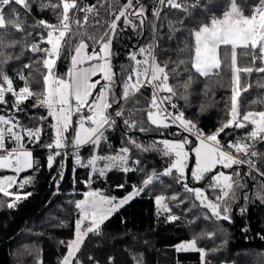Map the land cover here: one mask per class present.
Wrapping results in <instances>:
<instances>
[{
    "label": "snow or ice",
    "instance_id": "snow-or-ice-1",
    "mask_svg": "<svg viewBox=\"0 0 264 264\" xmlns=\"http://www.w3.org/2000/svg\"><path fill=\"white\" fill-rule=\"evenodd\" d=\"M33 5H36L41 12L51 10L57 22L50 23L46 19L33 17L32 23H29ZM103 7L104 2H100L98 7L95 3L91 5L83 3V0H55V2L0 0V105L4 106L0 109V113H4L0 114V170L13 173L0 178V193L4 197H13L11 202L6 203L8 209L16 208L19 202L32 195L31 192L21 195L19 192L11 191L14 187L23 190L30 183L31 178L18 182V177L36 166L33 152L26 148L25 139L27 143L41 144L42 136L47 134L42 123L26 126L17 115L24 111L21 105L33 97H35L33 107L46 109V115L41 116L40 120L50 118L48 127L52 130L51 142L41 145L49 150L47 156L49 170L57 163V157H66L67 153L62 150L69 146L66 134L70 129L74 132L71 141L74 162L77 166L90 169L89 179L86 182L89 187L93 177H104L113 169L124 172L137 170L145 172L144 168L138 167L141 161L133 158L131 147L142 152L156 150L169 159L168 166L162 172L157 173L154 169L145 172L141 186H134L133 191L123 198L106 196L95 190L85 192L83 199L76 201L74 205L79 213L75 221L74 239L60 242L66 247V254L61 264H83L78 253L81 252L89 234L101 236L102 225L113 214L139 196L146 188L161 181L162 176H171L177 183H182L185 191L192 194L195 200L199 201L200 206L211 213V217L229 223L232 222L230 215L232 203L238 199L237 189L244 187L241 183L239 166L247 165L248 171L244 173L245 176H251L255 172L256 175L264 177V171L257 167V160L253 159H264V154L255 149L258 141L264 142V110L241 112L242 93H247L251 87L248 78L254 72L264 73V0H256V3L251 4L249 14H245L238 0H226L220 14L217 15L214 9H209V14H206L204 20L194 15V11L206 7L201 0H154L151 20L147 15L145 4L140 0H135V3L134 0H126L118 14L109 4L106 11H109L114 19L105 22L108 27L97 37L87 32L86 25L89 24L90 18L97 25L100 23L96 17L99 16V9ZM165 8L185 14L178 16L176 23L185 27L191 37V43L186 46L189 55L187 59L179 61V64L185 66L184 71L188 73L181 85L183 91L179 93L177 87L169 81L173 73L177 76L180 73L176 68L169 71L168 63L158 61L155 54V46H158L156 42L159 39L157 21L161 19V13ZM21 9L23 12L20 11ZM80 13H83V17ZM121 20L123 27L120 26ZM186 20L187 24H185ZM169 27L176 30L171 21ZM129 28L138 35L151 31L153 43L141 45L135 51L129 52L131 70L122 82V92L118 96L115 91L117 82L112 64L115 56L112 45L113 40ZM16 33L20 36L16 37ZM36 36H39L38 41ZM74 39L77 43L73 45ZM86 39L93 42L90 52ZM18 46L20 48L18 53L9 51ZM65 49L73 54L70 57L68 70L60 74L58 61L61 60ZM25 52L31 55L28 56L27 63L19 65L16 69V77L23 82V86L17 88L5 67L11 61L19 60ZM241 60L243 63L240 62ZM38 65L46 71H41ZM223 68L231 72L229 82L231 96L227 112L229 118L212 133L205 134L194 120L185 117V113L179 110L178 105L173 101L178 95L180 99L188 100L189 89L196 76L203 78L220 76ZM24 69H29L27 74ZM38 76L42 77L40 91L32 88L33 83H41L37 79ZM96 76L100 79L93 81V77ZM261 80H264V77H261ZM98 85L99 91H97ZM260 86L264 87V83ZM145 88L151 89L150 102L146 109L136 111H146L148 124L155 126L156 129H178L179 131L169 134L179 139H162L145 146L126 133V146L121 147L116 154H96L101 143L107 142L106 132L115 128L116 118L123 119L128 132L149 131L143 121L131 118L134 112L129 111L128 116H125V108L121 104V101L126 103ZM9 95L12 97L11 108H8ZM252 103L264 104V100H256ZM114 104L120 107L113 109ZM200 110L204 111L205 106L202 105ZM74 116L77 117L75 127ZM249 126H251L249 131L227 141L226 144L219 138L221 134H232L231 131L226 132V130L247 129ZM183 133L188 135H182ZM191 135H195L196 143L188 149V145L193 143L189 139ZM86 145L92 146L93 154L82 163L79 149ZM190 153L194 154V167L190 172L192 182L195 184L206 182L207 189L211 193H216L214 199L209 198L205 188L189 185L187 169ZM130 160L132 166L129 165ZM100 161H103L102 166L99 164ZM218 168L233 169V172L226 174L224 171H218ZM58 169L57 176L52 177L57 188L64 178L63 160L59 162ZM260 187L264 188V183H261ZM256 197L264 203V192L258 191ZM171 199L177 197L172 196ZM243 199L247 201L248 196L245 195ZM165 200L166 197L163 195L155 197L158 209L170 212ZM4 206L5 202L0 200V207ZM246 211L247 209L241 206V214ZM167 219L171 222L179 217L169 215ZM208 235L211 238L215 234ZM197 239L194 237L190 241L181 242L176 246V251L198 252L201 264H208L207 253L204 248L198 247ZM88 259L92 264H99V261L94 260L92 256ZM108 264H114L113 257L108 258Z\"/></svg>",
    "mask_w": 264,
    "mask_h": 264
},
{
    "label": "trees",
    "instance_id": "trees-1",
    "mask_svg": "<svg viewBox=\"0 0 264 264\" xmlns=\"http://www.w3.org/2000/svg\"><path fill=\"white\" fill-rule=\"evenodd\" d=\"M100 2H104V7L99 9V16L96 17L100 23L97 25L90 18L89 24L86 25L87 32L97 37L108 27L105 22L114 19V16L106 11L109 4L118 14L121 5L126 3V0H83V3L89 5L95 3L98 7ZM140 2L147 6V15L151 20L150 11L154 6V0H140ZM201 3L206 7L194 11V15L198 19L204 20L206 14H209V9H214L217 15L220 14L226 0H201ZM238 3L245 14H249L251 12L250 5L256 3V0L248 2L238 0ZM20 11L23 12V10ZM183 15L185 14L167 8L162 11L161 19L157 21L159 39L156 43L158 46H155L158 61L167 62L169 71L176 68L180 73L179 76L173 73L169 81L177 87L178 93L183 91L181 85L188 76V73L184 71L185 66L179 64V61L187 59L189 53L186 46L191 43V37L186 28L176 23L177 17ZM80 16L83 17V13H80ZM33 17L46 19L50 23L57 22L51 10L41 12L36 5H33L29 23H32ZM169 21L172 22L176 30L169 27ZM187 23L186 20L185 24ZM120 26L123 27L122 20ZM15 36L18 37L20 34L16 33ZM150 36L151 31H145L143 35H138L129 28L113 40L112 51L115 53L113 71L116 73L118 96L122 92V82L131 70L132 62L128 59L129 52L135 51L141 45L149 44ZM36 40H39V36H36ZM85 42L89 44L88 51L90 52L93 42L87 39ZM72 43L74 45L77 41L74 39ZM41 46L45 47L46 45ZM9 51L18 53L20 48L18 46L16 49H9ZM30 55L25 52L19 60L11 61L5 70L10 76L16 75L17 67L27 63ZM70 57L68 49H65L61 60L58 61L60 74L68 70ZM33 58L35 59V57ZM240 62L243 63L242 60ZM38 67H41V71H46L42 69V66L38 65ZM28 71L29 69H24L25 74ZM230 76L231 72L227 68L222 69L220 76L210 78L196 76L189 89L188 100L180 99L179 95L174 98L179 109L185 113V117L194 120L205 134L212 133L229 118L227 112L231 96ZM261 77H264V73L254 72L248 78L251 87L247 93H242V113L249 110H264V104L252 103L256 100H264V87L260 86L264 80H261ZM37 79L41 83H33L32 88L40 91L42 77L38 76ZM150 97V91L142 89L141 93H137L126 103L121 101V104H126L125 116H128L129 111L134 112L135 114L131 118L143 121L149 131L128 132L123 119L120 118L115 128L106 132L107 142L101 143L96 154H116L121 147L126 146V133L145 146L152 145L162 139H179V137L169 134L176 132L174 128L156 129L155 126L148 124L146 111H136L137 109H146ZM34 103L35 97L22 104L21 107L24 111L18 113V116L26 126L42 123L44 132L47 134L42 136L41 144H36L37 150L33 152L36 161L34 169L21 173L18 177V181L31 178L30 183L23 190L16 187L12 189L14 193L19 192L22 195L31 192L32 195L19 202L16 208L8 209L6 203L11 202L13 198L0 194V200L5 202V206L0 207V264H40V262L42 264H61V260L66 254V247L60 242L74 239L76 217L74 205L76 201L83 198L85 192L95 190L106 196L120 199L132 192L134 186H141L145 172L154 169L160 173L169 164L168 157L163 156L159 151L142 152L128 145L131 147L133 158L141 161L138 167L144 168L145 172L138 170L124 172L113 169L107 172L104 177H93V182L88 187L86 182L89 179L90 169L77 165L73 169L68 156L57 157V163L48 172L46 168L47 148L41 145L51 142L52 130L48 127L50 118L41 121L40 117L46 115V110L33 107ZM202 105L205 106L204 111L200 110ZM117 107L120 105H113V109ZM110 110L112 111V109ZM227 131H231L232 134H221L219 137L224 144L238 137L245 130ZM193 144H190L188 149H191ZM257 151L264 154V142L258 145ZM92 154L91 145L79 149L82 163L86 162ZM61 160L65 163V171L64 178L59 182L57 188L52 177L57 176ZM256 160L257 167L264 171V159L257 158ZM129 165L132 166L131 160ZM222 170L225 173L233 171V169ZM239 171L244 187L237 189L238 199L232 203L231 223L217 221L211 217V213L201 207L199 201L195 200L192 194L185 191L182 183H177L171 176H162L161 181L146 188L139 196L113 214L102 225L103 234L101 236L89 234L81 252L78 253L79 258L83 264H92V261L88 259L89 256L99 261V264H108L109 257L114 258V264H201L198 252L178 253L176 251V246L181 242H187L196 237L198 238V247L204 248L207 253L208 264H264V238H262L264 237V203H261L256 197L258 191L264 192V188L260 187L263 182L257 181L253 176H245L242 170ZM7 174L9 173L0 172L1 176ZM188 182L192 186L190 176ZM120 185L123 187H119ZM160 195L166 197V205L171 210L169 214L176 215L179 219L169 222L166 216L157 212L155 197ZM245 195L248 196L247 201L243 199ZM172 196L177 199H171ZM241 206L247 209L243 214L240 212ZM245 228L248 231H242ZM211 233L215 235L209 238L208 234Z\"/></svg>",
    "mask_w": 264,
    "mask_h": 264
},
{
    "label": "built area",
    "instance_id": "built-area-1",
    "mask_svg": "<svg viewBox=\"0 0 264 264\" xmlns=\"http://www.w3.org/2000/svg\"><path fill=\"white\" fill-rule=\"evenodd\" d=\"M242 1H243V2H248V1H251V0H242ZM21 10H22V9H21ZM151 10H152V9H151ZM150 15H151V11H150ZM151 17H152V15H151ZM152 19H153V17H152ZM149 43H153L152 33H151V36H150V42H149ZM68 52H69V51H68ZM69 54L71 55L70 52H69ZM11 77L13 78V80H14V85H15L17 88L23 86V82L20 81V80L16 77V75L11 76ZM145 89H148V90L150 91V93H151V89H150V88H145ZM141 90H142V89H141ZM7 98H8V100H9L8 108H11L12 97L9 95ZM31 99H32V98H30V99L27 100V101H30ZM27 101H26V102H27ZM173 102H175V101H173ZM175 103H176V102H175ZM176 104H177V103H176ZM123 106H124V108H125L126 104H123ZM3 107H4V106L0 105V109H2ZM178 108H179V107H178ZM179 110H180V109H179ZM109 111L111 112V110H109ZM172 111H175V110H172ZM0 114H4V113H0ZM17 115H18V113H17ZM119 119H120V118H116L117 121H118ZM76 120H77V117L74 116V117H73L74 127H75V122H76ZM250 128H251V126H249V128H247V129H244L245 131H243L238 137L242 136L245 132L249 131ZM174 129H175L176 131H179V130L176 129V128H174ZM241 130H243V129H241ZM66 135H67V138H68V145H69V146H68L66 149L62 150V151L65 152V153H67L66 156L69 157L70 162H71V165H72V168L74 169V167L76 166V164H75V162H74V158H73V155H72L74 149H73V147L71 146V141H72V138H73V135H74L73 130L70 129L69 133H67ZM182 135H188V134H187V133H183ZM189 139H190L193 143H196L195 135H191V136L189 137ZM260 143H261V142L258 141V142L255 144V149H256V150H257V147H258V145H259ZM25 145H26V148H27L28 150H31L32 152H34V151L37 150V148H36V144L27 143V140H26V139H25ZM189 145H190V144H189ZM189 145H188V146H189ZM11 146H12V145H9V147H11ZM80 149H81V148H80ZM53 151H55V150L53 149ZM47 153H48V155H49V150H48V149H47ZM253 159H257V158H253ZM235 168H236V166H234V169H235ZM218 169H222V168H218ZM239 170H242V171L245 173V172L248 171V167H247V165H242V166H239ZM251 176L255 177V178L257 179V181H262V182L264 183V177H260V176L256 175L255 172H253ZM251 176H249V177H251ZM71 179H72V181L74 180L73 175L71 176Z\"/></svg>",
    "mask_w": 264,
    "mask_h": 264
},
{
    "label": "rangeland",
    "instance_id": "rangeland-1",
    "mask_svg": "<svg viewBox=\"0 0 264 264\" xmlns=\"http://www.w3.org/2000/svg\"><path fill=\"white\" fill-rule=\"evenodd\" d=\"M73 54V53H72ZM113 61V60H112ZM69 66H70V62H69ZM94 81V80H93ZM102 82V81H101ZM100 87V86H99ZM118 87H117V89H116V92L118 91ZM99 90V89H98ZM95 95V94H94ZM190 160H192V163L190 164ZM190 160H189V164H188V169H187V172H188V175L190 176V172H191V169L194 167V154H191L190 153ZM99 164H100V166H102L103 165V161H100L99 162ZM190 165H192V167H190ZM218 171H223L222 169H217ZM0 172H3V173H9V174H13V173H11L10 171H8V170H0ZM233 171H230L229 173H226V174H230V173H232ZM3 176H1L0 175V178H2ZM191 177V176H190ZM23 180H20V181H18V182H22ZM86 186H88L89 187V185L88 184H86ZM192 186L193 187H203V188H205V191H206V194H208L209 193V198L210 199H214L215 198V195H216V193H211L208 189H207V187H206V182H201L200 184H195L194 182H192ZM12 191V190H11ZM88 191H92V190H88ZM87 191V192H88ZM1 194V193H0ZM83 197H84V195H83ZM10 198H13V197H10ZM83 199V198H82ZM165 204H166V202H165ZM156 208H157V212L160 214V215H164V216H166V218L170 215L169 214V212H165V211H163L162 209H158V207H157V205H156ZM78 215H79V213H78V210H76V217H75V221L78 219ZM74 228H75V222H74Z\"/></svg>",
    "mask_w": 264,
    "mask_h": 264
},
{
    "label": "crops",
    "instance_id": "crops-1",
    "mask_svg": "<svg viewBox=\"0 0 264 264\" xmlns=\"http://www.w3.org/2000/svg\"><path fill=\"white\" fill-rule=\"evenodd\" d=\"M123 21V20H122ZM112 64H113V61H112ZM97 79H100V77L99 76H96V77H93V80L95 81V80H97ZM101 83H103V81L101 82ZM97 88L99 89V85L97 86ZM97 89V91H99ZM46 110V109H45ZM2 194V193H1Z\"/></svg>",
    "mask_w": 264,
    "mask_h": 264
},
{
    "label": "water",
    "instance_id": "water-1",
    "mask_svg": "<svg viewBox=\"0 0 264 264\" xmlns=\"http://www.w3.org/2000/svg\"><path fill=\"white\" fill-rule=\"evenodd\" d=\"M113 64H114V61H113ZM191 163H192V160H191ZM53 167H54V166H53ZM46 168H47V171H48V172H50V171L53 169V168H52L51 170H49L48 167H47V164H46Z\"/></svg>",
    "mask_w": 264,
    "mask_h": 264
}]
</instances>
